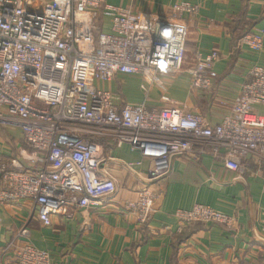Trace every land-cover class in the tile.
I'll return each instance as SVG.
<instances>
[{"label": "built area", "instance_id": "2783aa9c", "mask_svg": "<svg viewBox=\"0 0 264 264\" xmlns=\"http://www.w3.org/2000/svg\"><path fill=\"white\" fill-rule=\"evenodd\" d=\"M197 11L184 1L160 23L150 13L107 0H0V127L19 131L34 149L0 154V203L29 200L50 226L69 206L85 209L109 200L118 187L103 171L102 150L127 145L151 162L148 183L125 205L145 224L176 156L200 159L208 153L236 172L244 157L264 158V115L257 111L264 106L262 65L249 69L231 112L215 124L174 106L168 92L161 93V104L150 105L147 98L123 101L98 85L138 76L149 97L164 76L181 72L188 29L183 13ZM243 43L260 51L263 35L251 32ZM219 58L217 50L198 56L187 72L192 88L211 89ZM174 215L179 230L197 222L234 224L204 204ZM18 236L25 240L17 251L19 264H52L50 252L30 242L27 226Z\"/></svg>", "mask_w": 264, "mask_h": 264}, {"label": "crops", "instance_id": "0c3cea01", "mask_svg": "<svg viewBox=\"0 0 264 264\" xmlns=\"http://www.w3.org/2000/svg\"><path fill=\"white\" fill-rule=\"evenodd\" d=\"M184 1L198 6V11L183 13L188 29L181 72L164 76L163 85L153 87L149 97L138 76L120 75L98 85L123 101L139 103L147 98L150 105L161 104V93L168 92L174 106L201 113L215 124L231 112L249 69L264 66V47L253 51L243 41L238 50L232 45L233 36L244 32L260 31L264 39V0H107L150 13L160 23ZM213 50L220 53L217 76L210 90L198 91L190 84L188 69L199 55ZM257 111L264 115V106H257ZM21 140L19 131L0 127L2 157L18 155ZM102 154L103 171L118 187L109 200L85 209L69 206L54 216L50 226L38 218L29 200L0 203V264H19L17 251L25 240L18 234L25 226L30 242L50 252L52 264H264V158L246 156L236 172L208 153L200 159L176 156L152 218L140 224L125 205L136 200L148 183L150 160L127 145H106ZM196 204L231 216L233 226L197 222L179 230L175 211Z\"/></svg>", "mask_w": 264, "mask_h": 264}, {"label": "trees", "instance_id": "16d2710c", "mask_svg": "<svg viewBox=\"0 0 264 264\" xmlns=\"http://www.w3.org/2000/svg\"><path fill=\"white\" fill-rule=\"evenodd\" d=\"M246 33L247 32H244L242 34L233 36L232 45H233L234 49L237 48V50H238V48L240 47L243 39L246 36ZM10 142L12 143L13 147H15L13 140H11ZM21 146H22V148L26 149V151L28 153H33L34 152V149L31 146H29L27 143H25L23 140H21ZM145 224H147V223H145Z\"/></svg>", "mask_w": 264, "mask_h": 264}]
</instances>
